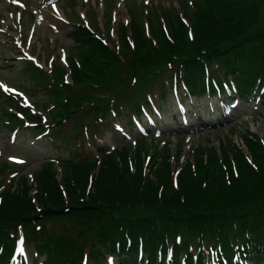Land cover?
Masks as SVG:
<instances>
[{"label":"trees","instance_id":"trees-1","mask_svg":"<svg viewBox=\"0 0 264 264\" xmlns=\"http://www.w3.org/2000/svg\"><path fill=\"white\" fill-rule=\"evenodd\" d=\"M183 13L157 17L148 32L134 17L120 27V47L74 28L77 47L91 50L61 68L72 84L43 85L53 88L56 109L49 127L26 114L35 134L58 124L50 138L67 142L58 130L86 115L72 135L86 140L113 117H143L153 107L152 90L166 98L167 81L170 88L183 84L189 98L210 100L227 88L243 99L264 89V0H201ZM259 97L264 107V92ZM241 139L249 155L228 140L221 155L215 146L194 147V162L183 167L182 143L172 158L169 148H149L147 139L114 149L96 140L100 157H87L72 139L74 156L57 159L61 181L46 160L32 185L21 175L0 192V264H8L20 234L33 245L36 264H81L86 254L96 262L112 255L121 264H264V142L248 130ZM6 168L4 162L0 173ZM65 219L85 232L50 237L47 223Z\"/></svg>","mask_w":264,"mask_h":264},{"label":"rangeland","instance_id":"rangeland-1","mask_svg":"<svg viewBox=\"0 0 264 264\" xmlns=\"http://www.w3.org/2000/svg\"><path fill=\"white\" fill-rule=\"evenodd\" d=\"M196 1L201 0H0V168L4 162L7 165L6 172L0 173V191L10 185L14 187L21 175L32 185L34 173L41 169L46 159L74 156L71 153L74 149L70 143L72 139L78 141L77 147L81 149L79 154L86 156H96V148L93 146L96 140L99 145L107 143L114 148L126 141L147 139L149 148L154 149L157 145L159 149L164 146L169 148L172 158L179 143H182V167L187 160L194 162V147L215 146L221 155L220 143H229L228 140L249 155L241 139L246 130L264 142V107L259 101H253L249 97L247 102H239L238 108H230L233 114L227 118L225 107L230 105L231 100L228 99L223 107L218 97L212 102L207 97L190 99L185 95L182 85L179 90L170 88L168 81L166 99L163 102L156 95L159 90H152L157 111L154 112L153 121H143L154 131L152 135L147 133V127L139 124L136 118H131L129 122L121 117L109 119L105 126L96 130L95 136L89 134L85 140L82 136H72L79 123L86 120V115H82L81 118L65 123L61 126L62 130H58L66 134L63 139H68L67 142H63L62 138L54 141L49 136L37 138L34 135L36 127H22L28 122L26 114L29 117L40 116L45 122L44 125L49 127L56 101L51 94L53 88L45 89L43 85H51L54 80L58 82L63 79L71 83L69 70L64 72L63 77L58 66L68 69L69 57L78 61L79 57L83 58L90 52V48L81 50L77 47L72 35L74 28H90L112 47H120V27H128L134 17L136 22L144 24L146 31H149L148 22L157 25V17L160 21L162 15L168 16L175 12L183 15V10L190 11ZM22 41L23 49L20 48ZM36 57L41 61L44 72L54 75L52 78L39 72L35 68L37 63L29 62ZM19 101L23 113L18 117L20 121L15 122L7 114L19 112L15 107ZM58 127V124H54L50 129ZM102 128L104 133L100 134ZM123 135H127L126 141L121 139ZM181 168H174L175 177ZM55 169L58 180L61 181L62 169L58 165H55ZM94 173H98V169ZM34 193V190L31 191V195ZM85 225L88 228L89 223ZM80 226L78 221L76 223L70 219L49 221L46 225L48 235L55 238L72 237L82 230L85 232V228L80 229ZM33 254V245L24 248L23 256L33 257ZM87 264L95 262L90 259ZM100 264H117V260L110 258Z\"/></svg>","mask_w":264,"mask_h":264},{"label":"snow or ice","instance_id":"snow-or-ice-1","mask_svg":"<svg viewBox=\"0 0 264 264\" xmlns=\"http://www.w3.org/2000/svg\"><path fill=\"white\" fill-rule=\"evenodd\" d=\"M23 243H24L23 238H21L18 247V251L20 252L21 255H23L24 253ZM85 264H87V258H85Z\"/></svg>","mask_w":264,"mask_h":264}]
</instances>
